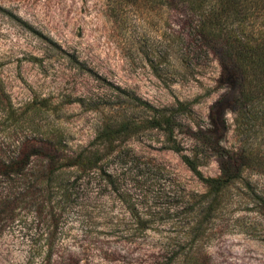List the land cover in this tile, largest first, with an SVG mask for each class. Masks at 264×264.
Segmentation results:
<instances>
[{
    "label": "rangeland",
    "instance_id": "obj_1",
    "mask_svg": "<svg viewBox=\"0 0 264 264\" xmlns=\"http://www.w3.org/2000/svg\"><path fill=\"white\" fill-rule=\"evenodd\" d=\"M183 22L163 8L113 16L107 0H0V146L9 155L26 139L55 134L72 148L86 146L121 87L158 108L190 102L193 113L181 118L195 123L179 129L177 141L185 153L199 152L205 176L220 175L215 151L188 127L209 126L225 92L220 67L212 57L180 60ZM146 115L137 109V118ZM255 116L264 117V104L224 116L221 147L254 161L213 208L205 183L166 147L163 131L147 129L106 160L112 186L92 176L63 201L50 186L26 196L0 238V264H39L48 237L56 262L73 255L81 264H264V120Z\"/></svg>",
    "mask_w": 264,
    "mask_h": 264
},
{
    "label": "trees",
    "instance_id": "obj_2",
    "mask_svg": "<svg viewBox=\"0 0 264 264\" xmlns=\"http://www.w3.org/2000/svg\"><path fill=\"white\" fill-rule=\"evenodd\" d=\"M107 1L113 16L119 12L126 14L130 9L136 13L144 9L153 13L163 8L170 15L184 18L185 49L180 60L188 62L198 57H212L218 63L217 87L224 88L225 92L211 107L209 126L193 129L195 124H192L193 127H188L197 143L215 151L220 175L205 176L200 169L199 152L187 154L177 141L179 129L188 121L195 123L191 118H187L186 123L181 118L193 113L190 102L178 101L174 106L158 108L117 87L121 93L111 97L114 102L108 108L110 116L102 121L94 139L86 146L72 148L58 134L40 141L26 139L9 155L0 146V238L7 221L15 218L21 201L41 187H52L63 201L82 178L95 176L112 186L114 174L105 165L106 160L116 156L129 139L147 129L163 131L166 147L181 153L183 162L205 183L210 208L220 203L227 187L241 179L254 161L243 151L221 147L226 130L220 125H225L224 116L228 110L244 116L264 104V0ZM137 109L146 111V117L137 118ZM255 117L264 120L262 116ZM214 127L221 133L218 138L212 134ZM41 207L38 211L45 208ZM56 208V205L50 207L54 233L60 223ZM136 225L140 229L146 227L140 220ZM46 241L47 249L39 264H81L73 255L56 262V241L53 237Z\"/></svg>",
    "mask_w": 264,
    "mask_h": 264
}]
</instances>
